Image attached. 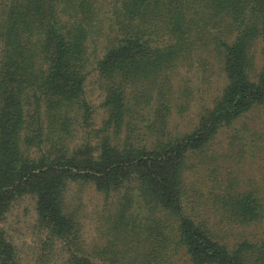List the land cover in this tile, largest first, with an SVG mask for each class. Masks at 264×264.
<instances>
[{
    "label": "trees",
    "instance_id": "1",
    "mask_svg": "<svg viewBox=\"0 0 264 264\" xmlns=\"http://www.w3.org/2000/svg\"><path fill=\"white\" fill-rule=\"evenodd\" d=\"M262 107L264 0H0V264H21L2 221L27 197L67 264H264L257 146L217 145ZM88 184L90 240L69 198Z\"/></svg>",
    "mask_w": 264,
    "mask_h": 264
},
{
    "label": "rangeland",
    "instance_id": "2",
    "mask_svg": "<svg viewBox=\"0 0 264 264\" xmlns=\"http://www.w3.org/2000/svg\"><path fill=\"white\" fill-rule=\"evenodd\" d=\"M216 76V75H215ZM98 76L95 70H93L87 78L86 88L87 95L91 103L93 104V111L96 124H100L103 108L101 106L102 94L98 87ZM214 85L212 90H215L218 85L216 77L214 78ZM216 82V83H215ZM200 95H197L199 98ZM193 113V111H192ZM189 117L188 114L182 120L185 124L191 121L193 114ZM237 130L240 136L234 137V141L237 143L249 142L250 146L254 144L257 146L255 151V158L251 162V159L247 160V167L249 171H255L259 173L264 169V107L256 108L249 111L245 116L238 119L234 126L224 129L220 132L217 138V145H220V149H224V145L227 144L229 133ZM216 156V155H215ZM201 161V159H200ZM201 167V166H200ZM201 168H196L197 172ZM70 201H75L78 205L82 203L83 234L88 240L92 239L95 234V218L92 217L91 211L102 203V196L95 190L93 185L72 186L69 192ZM83 212V213H82ZM35 210L34 200L30 197L22 198L15 202L10 211L7 213L6 218L2 221L7 236L15 243L18 248L21 264H67L65 260L67 254L64 250H59L58 247L54 251L48 253V249L45 248L43 242L47 239L46 233L40 230L35 225ZM245 227H243L244 229ZM252 230V229H250ZM253 231V230H252ZM231 232V231H230ZM238 230L233 229L232 234L228 237L229 240H234ZM59 246V245H58ZM45 248V249H44ZM49 248V247H48Z\"/></svg>",
    "mask_w": 264,
    "mask_h": 264
}]
</instances>
